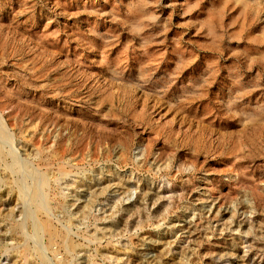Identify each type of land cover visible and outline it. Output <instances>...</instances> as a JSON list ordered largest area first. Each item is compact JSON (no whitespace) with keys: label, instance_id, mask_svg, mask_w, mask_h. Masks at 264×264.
<instances>
[{"label":"rangeland","instance_id":"374dc122","mask_svg":"<svg viewBox=\"0 0 264 264\" xmlns=\"http://www.w3.org/2000/svg\"><path fill=\"white\" fill-rule=\"evenodd\" d=\"M0 128V264H264V0H0Z\"/></svg>","mask_w":264,"mask_h":264},{"label":"bare ground","instance_id":"6f19581e","mask_svg":"<svg viewBox=\"0 0 264 264\" xmlns=\"http://www.w3.org/2000/svg\"><path fill=\"white\" fill-rule=\"evenodd\" d=\"M5 127V126H4ZM1 128H0V134H1ZM5 134V132H4ZM2 136V135H1ZM4 138V137H3ZM10 138V136H9ZM8 139V138H7ZM56 152V151H55ZM4 153H3V149L0 145V160H3L4 158ZM9 156V155H8ZM62 157V156H61ZM65 158V157H64ZM15 159V158H14ZM60 159V158H59ZM58 159H56V162H57ZM68 161H70L68 159ZM58 174L59 175H66L67 172L69 171H66L67 168H65V163H64V160L63 159H60L58 161ZM16 166V165H15ZM1 167V166H0ZM15 169V168H14ZM70 170V169H69ZM32 175V174H31ZM20 176V175H19ZM35 178H37L35 176ZM111 178V175H109V177H107L106 180H104V182H101V184H97V185H93V187L95 186H98L99 189H104L106 188L107 186H110V185H107L108 182L112 179ZM21 179V178H20ZM62 180V177L60 178ZM17 180V179H16ZM25 181V180H24ZM114 181V180H113ZM34 182V181H33ZM47 179L44 175H41L38 179H37V182L36 184H33V188H32V191H31V196H30V199H31V204L32 206L34 205L35 207V213H38L40 214V211L43 207V199H42V195H41V189L44 188L45 186H47ZM106 183V185H104V183ZM110 184V183H109ZM116 184V183H115ZM31 186V185H30ZM14 187V186H13ZM57 187V186H56ZM31 188V187H30ZM91 190V189H90ZM18 192V191H17ZM30 193V192H29ZM121 194V193H120ZM51 198L53 200V202L56 204L55 206H62V201L64 200L63 197L60 196L59 194V191H57V188H54V190H52V193H51ZM65 202V201H64ZM30 203V202H29ZM65 204V203H64ZM70 204V203H69ZM80 204V203H79ZM31 206V205H30ZM72 206V205H71ZM81 207V206H80ZM65 208V207H64ZM62 211V210H61ZM25 212V211H24ZM34 213V214H35ZM28 214V213H27ZM36 216V215H35ZM28 217V216H27ZM19 226V225H17ZM37 229L42 232L45 236V243L47 246H51L52 245H55L56 242H60V245L61 247L63 248L64 250V256L62 258H59L58 256H55V262L54 264H69L68 262V256L67 254L71 255V253L75 252L76 250V245L70 241V238H68V236L57 230L56 227H54L51 223V221L47 218H43V219H40L38 222H37V225H36ZM21 229V228H20ZM107 231V230H106ZM107 234V233H106ZM24 243V242H23ZM15 246V245H14ZM48 248V247H47ZM81 248V247H80ZM78 250V249H77ZM40 251V250H39ZM55 251V250H54ZM82 251V250H81ZM54 253V252H53ZM32 251L29 249V248H25L23 249L21 255H22V258L24 259L25 263L28 264V262L30 261V256H32ZM53 255V254H52ZM57 257V258H56Z\"/></svg>","mask_w":264,"mask_h":264}]
</instances>
